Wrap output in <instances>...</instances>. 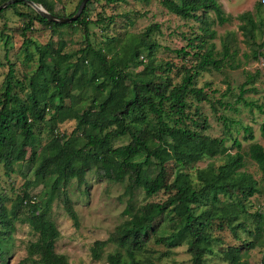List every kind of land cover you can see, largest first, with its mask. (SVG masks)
<instances>
[{
    "label": "trees",
    "instance_id": "trees-1",
    "mask_svg": "<svg viewBox=\"0 0 264 264\" xmlns=\"http://www.w3.org/2000/svg\"><path fill=\"white\" fill-rule=\"evenodd\" d=\"M5 1L0 0V4ZM33 1L55 14L48 0ZM80 1L65 16L73 15ZM159 1L169 13L199 23L198 31L193 30V36L187 37L186 46L177 50L182 58L191 60L188 68L181 66L183 73L179 82L172 81V63L155 59L160 47L152 37L153 31L159 28L157 23L139 33H127L122 39L106 35L104 44L95 46L89 38L88 25L92 21L86 14L90 0L80 16L67 23L46 20L23 0L0 10L1 14L13 7L15 15L24 19L22 45L32 42L25 32L33 29L36 22L48 26L53 33L58 28L77 25L83 28L85 38V45L76 51L75 59L73 53L63 51V41L53 44L49 39L36 45L38 66L29 77L18 79L14 64L8 62L0 89V163L6 175L14 172L16 163L32 164L34 179L26 180L22 195L16 196L10 209L4 203L7 198L0 195V262H6V238L14 229V222L21 220L37 234L36 240L28 244L25 261L69 264L65 254L55 251L60 233L46 211L52 200L59 197L76 223L77 213L66 187L72 179L83 184L88 171H93L98 178L127 182L125 192L130 198L137 189H142L146 196L161 190L169 194L163 202L139 207H134L131 200L124 209L128 218L106 240L93 242L91 251L95 259L100 258L107 242H113L124 252L109 253V264H145L139 253L146 250L152 238L150 233L154 243L167 248L185 244L192 264H204L206 254H214L215 244L220 243V238L213 234L215 228L227 227L242 242L227 245L222 251L229 264H250L247 252L263 243L259 239L264 234V213L248 211L250 197L258 192L257 179L245 169L240 141L232 138V146H227V136L205 133L208 124L198 107L191 113L194 99L210 101L205 90L209 83L198 87V76L219 71L229 55L226 41L221 52L215 50L211 41L216 36L212 22L216 19L222 24L231 16L226 15L219 0ZM19 5L28 6L32 12L19 10ZM262 7L259 0L255 5L256 17L251 11L237 15L239 30L253 44H256L255 31L264 26V18L258 14ZM123 16L131 22L128 13ZM115 20L112 15H99L95 22L115 23ZM0 37L8 43L9 38L3 31ZM263 46L264 40L252 50L254 58L262 55L260 47ZM143 53L148 63L139 73H134L130 64L133 67L142 64ZM242 87V92L248 91L244 84ZM25 89L26 93L21 95ZM193 115L199 121L192 119ZM66 120L75 121L70 134L56 133V127ZM45 127L53 136L44 144L45 152L38 153V134ZM244 135L246 139H253L250 126L244 127ZM125 136L129 138L128 143L113 146L114 139ZM232 147L237 148L233 153L229 151ZM26 148L30 149L27 158ZM142 153L144 159L135 160ZM245 154L264 176V147L251 142ZM205 157H220L221 162L196 168L193 180L186 168ZM150 165L155 167L153 176L148 174ZM37 183L49 187L43 203L34 201L27 191ZM167 216L172 222L169 231L166 235L157 234V220ZM248 220L254 225H247ZM242 234L246 237L241 239ZM260 264H264V256Z\"/></svg>",
    "mask_w": 264,
    "mask_h": 264
},
{
    "label": "rangeland",
    "instance_id": "rangeland-1",
    "mask_svg": "<svg viewBox=\"0 0 264 264\" xmlns=\"http://www.w3.org/2000/svg\"><path fill=\"white\" fill-rule=\"evenodd\" d=\"M53 7L56 15H69L72 13L79 0H48ZM226 15L231 19L219 24L216 19L212 22L211 28L215 30L216 36L211 40L215 44V50L222 51L223 44L228 42L229 55L224 58V65L219 71L203 72L197 78V86H204L208 92L210 101L192 102L191 113L198 107L206 118L208 124L205 133L211 136H227V146H232V138L240 141V152L244 155L245 169L253 174L257 179L258 192L250 197L248 202V211L253 213L259 211L264 213V176L259 171L256 163L252 161L245 153L251 142H258L264 147V129L261 125L264 123V46L260 47L262 55L254 58L252 50L256 49L258 43L264 40V26L255 31L256 39L253 44L239 30L240 21L237 15L244 11H251L256 17L255 5L259 0H219ZM30 6V5H29ZM31 7V6H30ZM13 7L6 8L0 14V32L8 36V43L0 37V89H2L4 78L8 69V62L15 66V73L18 79L23 76L29 77L34 73L38 66V51L36 45L46 43L52 40L53 44L58 40L63 41L64 52L74 54L85 45L83 28L74 25L58 28L57 33L51 32V28L33 23V29L25 32V36L32 39V42L22 45V28L25 25L24 19L19 18L14 13ZM21 11H30L28 6L19 5ZM129 14V20L123 16ZM86 14L92 23H89V38L95 46L104 44L105 36H115L124 38L128 34L139 33L147 26L157 23L159 28L153 31V39L157 41L160 47L156 50V58L162 62L173 64L171 77L173 82H179L183 73L182 65L187 68L191 64L190 57L182 58L178 53L181 47L186 46L187 37L193 36L192 31H198L199 23L192 19H183L169 13L159 0H90L87 5ZM101 16L116 17L115 23H99L95 21ZM211 17L213 13L211 12ZM259 16L264 18V7ZM215 16V15H214ZM50 39V40H49ZM222 54L219 55V58ZM142 64L130 69L134 73H139L144 65L148 63L146 54L140 56ZM177 64V65H176ZM249 80V83L246 81ZM251 82L252 85H251ZM246 83V84H245ZM242 84L248 91L242 90ZM26 88V87H25ZM21 92V95L26 93ZM243 93V94H242ZM241 97V99H238ZM245 102L249 103L247 105ZM225 103V106L223 105ZM194 120L199 121L198 116H192ZM226 118V120L224 119ZM190 123L189 120H186ZM75 126L74 120H66L56 127L58 132L70 134ZM250 126L253 139L244 138V127ZM37 152L44 153V144L53 136L45 127L38 134ZM128 137H120L113 140V146H119L128 143ZM237 148L232 147L229 151L235 152ZM30 154V149H25V157ZM145 154L142 153L135 160H143ZM209 162L219 164L220 157H205L195 165L186 170L191 178L195 180V169L204 167ZM13 173L6 175L5 169L0 163V195L7 198L4 202L10 209L17 195H22L24 183L26 180L34 179V169L32 164L16 163ZM154 165H150L148 174L153 176ZM169 171L173 169L169 166ZM127 182H113L104 178H98L93 171H88L83 184H79L76 179L69 181L66 187L67 194L72 202L73 208L77 213V222L74 223L64 209L61 198L55 197L48 207L49 218L56 224L59 230V237L55 242V251L65 254L69 264H109L107 255L120 251L123 248L118 247L113 242H107L101 249V256L98 259L92 256V245L96 240H106L110 233L114 231L117 225L128 218L124 214V209L132 200L134 207H139L146 203L163 202L168 197V193L161 190L152 196H146L142 189H137L133 197L125 192ZM48 186L43 183H37L28 188V193L34 201L43 203ZM171 220L169 216L161 217L157 220V234L166 233L170 229ZM247 225L252 224L248 220ZM213 234L220 238V243L215 244L214 254H206L204 264H229L224 258L222 251L227 245H241V240L233 237V234L227 227L224 229L215 228ZM151 239L146 244V250L140 251V258L145 264H192L191 254L187 251L185 244L167 248L162 244H156ZM246 237L242 234L241 239ZM37 234L30 228L26 222L17 220L14 222V229L8 238H6L7 249L6 262L0 264H30L25 261L27 257V247L31 241L36 240ZM259 241L260 245L250 248L246 258L250 264H260V259L264 256V234Z\"/></svg>",
    "mask_w": 264,
    "mask_h": 264
},
{
    "label": "water",
    "instance_id": "water-1",
    "mask_svg": "<svg viewBox=\"0 0 264 264\" xmlns=\"http://www.w3.org/2000/svg\"><path fill=\"white\" fill-rule=\"evenodd\" d=\"M15 1L16 0L5 1L4 3L0 4V10L14 3ZM23 1L28 3L38 14H40L43 18H45L46 20L50 22L67 23V22L75 21L81 15L88 0H81L75 13L70 16H59V15L52 14L49 11H47L43 7V5L38 4L34 2L33 0H23Z\"/></svg>",
    "mask_w": 264,
    "mask_h": 264
},
{
    "label": "built area",
    "instance_id": "built-area-1",
    "mask_svg": "<svg viewBox=\"0 0 264 264\" xmlns=\"http://www.w3.org/2000/svg\"><path fill=\"white\" fill-rule=\"evenodd\" d=\"M260 2L264 5V0H260Z\"/></svg>",
    "mask_w": 264,
    "mask_h": 264
}]
</instances>
